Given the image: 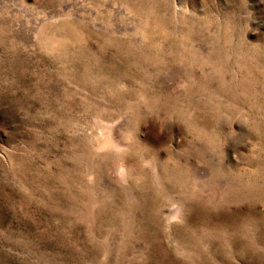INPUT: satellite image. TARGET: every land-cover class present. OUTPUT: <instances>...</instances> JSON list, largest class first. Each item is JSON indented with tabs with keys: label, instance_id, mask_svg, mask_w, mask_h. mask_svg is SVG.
Here are the masks:
<instances>
[{
	"label": "rangeland",
	"instance_id": "rangeland-1",
	"mask_svg": "<svg viewBox=\"0 0 264 264\" xmlns=\"http://www.w3.org/2000/svg\"><path fill=\"white\" fill-rule=\"evenodd\" d=\"M0 264H264V0H0Z\"/></svg>",
	"mask_w": 264,
	"mask_h": 264
}]
</instances>
